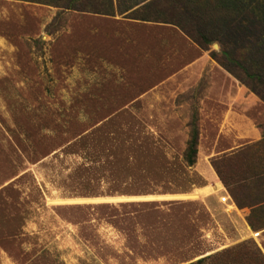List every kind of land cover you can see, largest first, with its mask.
Segmentation results:
<instances>
[{
	"label": "rangeland",
	"instance_id": "obj_1",
	"mask_svg": "<svg viewBox=\"0 0 264 264\" xmlns=\"http://www.w3.org/2000/svg\"><path fill=\"white\" fill-rule=\"evenodd\" d=\"M13 1L28 4L1 0L0 264H264V0ZM202 53L262 102L263 138L210 159L222 193L199 190L189 150L220 107L202 118L204 89L178 78ZM147 196L167 197L129 200Z\"/></svg>",
	"mask_w": 264,
	"mask_h": 264
},
{
	"label": "crops",
	"instance_id": "obj_2",
	"mask_svg": "<svg viewBox=\"0 0 264 264\" xmlns=\"http://www.w3.org/2000/svg\"><path fill=\"white\" fill-rule=\"evenodd\" d=\"M11 7L16 4L26 2L11 0ZM3 2L0 0V15L4 14ZM15 47L10 43L7 37L0 34V75L4 74L5 68L10 66L13 60ZM185 79L180 83V89L189 88L195 85L204 89L201 100V116H206V105L210 101L215 106L220 107L219 115L215 110L209 120L212 123V134L209 136L202 128L199 135L196 162L194 170L203 178L204 185L199 188L200 191L210 193H222L223 185L220 182L215 170L211 166L210 159L218 154L231 153L232 151L243 147L248 143H254L263 138V129L256 123L251 112L262 105V102L252 94L245 86L233 78L226 70L215 64L211 58L202 53L189 64L184 66L178 73V78ZM204 79V83L202 80ZM194 81V83L192 82ZM208 119V116H206ZM223 142V143H222ZM224 144V145H223ZM167 196H147L133 197L130 199L145 200L152 198H162ZM226 197V202L222 203L220 199ZM233 198L237 199L236 195ZM126 198H108V201L123 200ZM220 204L231 208L232 218L246 226L247 209L237 208L227 192L220 197ZM238 200V199H237ZM211 205L218 201L209 198ZM257 236L260 233H254Z\"/></svg>",
	"mask_w": 264,
	"mask_h": 264
},
{
	"label": "trees",
	"instance_id": "obj_3",
	"mask_svg": "<svg viewBox=\"0 0 264 264\" xmlns=\"http://www.w3.org/2000/svg\"><path fill=\"white\" fill-rule=\"evenodd\" d=\"M74 0H70L69 3H67L65 5L66 8H69L71 5H70V2H72ZM110 2V1H109ZM111 3V2H110ZM103 4L99 1V0H88L87 1V5H84V6H78V7H74V8H77V10H80V11H89V12H92V13H104V9H103ZM111 7V6H110ZM138 19V18H137ZM141 19V18H140ZM188 34V33H187ZM220 63V62H219ZM223 67H225L226 65L224 63H220ZM194 133H193V136H192V140L189 144V150H191L192 153H194V155L196 154V151H192V147H193V143H196L197 142V138H196V141H194ZM213 168L215 169L216 173L218 174V176L220 177V179L223 180V182L225 181L223 175L221 174L218 166L213 162ZM219 258L220 256H218L217 258H212L211 260L209 261H212L214 264H219L220 261H219ZM215 261V262H214ZM216 261H219L216 263ZM202 262L204 261H198L197 264H201Z\"/></svg>",
	"mask_w": 264,
	"mask_h": 264
},
{
	"label": "built area",
	"instance_id": "obj_4",
	"mask_svg": "<svg viewBox=\"0 0 264 264\" xmlns=\"http://www.w3.org/2000/svg\"><path fill=\"white\" fill-rule=\"evenodd\" d=\"M220 201H221L222 203H225V202H226V197H222V198L220 199Z\"/></svg>",
	"mask_w": 264,
	"mask_h": 264
}]
</instances>
